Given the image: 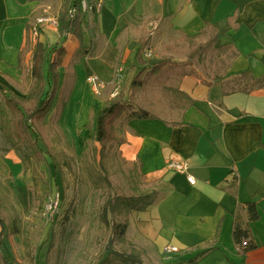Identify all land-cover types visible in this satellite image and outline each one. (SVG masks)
I'll use <instances>...</instances> for the list:
<instances>
[{"label":"crops","instance_id":"crops-1","mask_svg":"<svg viewBox=\"0 0 264 264\" xmlns=\"http://www.w3.org/2000/svg\"><path fill=\"white\" fill-rule=\"evenodd\" d=\"M48 1L0 0V88L18 96L28 86L17 67L18 53L27 26L37 25V19L49 14ZM59 6L53 17L57 18ZM92 18L84 16L81 45L71 36L66 38L59 69L66 70L72 62V73L80 78L81 102L88 87L86 78L91 76L86 74L84 79V63L95 72L92 75L107 86L114 85L116 68L130 57L127 32H142L139 37L149 34L152 53L162 54L164 46L211 23L218 31L217 46L232 44L238 53L224 77L243 72L264 77V0H103L95 21ZM155 23L157 27L152 28ZM40 27L41 33L35 34L44 48L49 50L61 41L56 28ZM99 70L110 74L104 76ZM23 84L25 90L20 92ZM179 89L193 105L177 108L181 104L173 106L169 100L168 117L154 107L156 119L128 124L127 142L120 147L122 157L137 163L148 180L159 184L155 201L145 211L150 221H143L138 230L136 224L141 221L133 215L139 213L132 214L126 235L154 264L171 261L165 258L167 246L177 250L172 257L184 260L205 252L195 264H264V90L222 96L218 85L206 86L198 77L183 78ZM95 99V106H102L103 101ZM179 160L187 162L194 185L185 175L168 169V162ZM247 203L256 204L259 211L258 221L249 224L257 249L242 256L232 239V227L237 213L245 220ZM153 224L159 231L153 232Z\"/></svg>","mask_w":264,"mask_h":264},{"label":"trees","instance_id":"trees-1","mask_svg":"<svg viewBox=\"0 0 264 264\" xmlns=\"http://www.w3.org/2000/svg\"><path fill=\"white\" fill-rule=\"evenodd\" d=\"M71 9L74 12L70 16ZM95 13V10L90 13L92 22L95 21ZM84 16L77 0H60L56 30L61 41L49 50L37 37L31 40V34L35 31L39 35L41 27L27 26L26 40L17 58V67L28 82L25 94L18 96L6 87L0 88V136L6 144L0 151H14L23 164L48 158L53 170L60 176L63 175L62 165L49 127L61 122L72 90V62L65 70V79L71 80L60 87L59 69L65 56L63 43L71 36L81 45L86 32ZM217 43L218 31L208 23L196 34L182 35L179 42L164 46L162 54L154 56L152 53L149 59L142 60L141 53L152 49V38L149 34L139 37L135 42L136 64L129 68L133 73L130 82L120 89L117 96L103 100L101 108L92 115L94 130L91 141L94 146L90 156L82 154V162L93 198L102 200L99 222L110 231L98 264H147L143 260V251L125 242L127 217L132 212H145L155 201L157 192H142L137 188L129 192L122 185H116L107 170L108 161L117 156L121 163L129 167L134 186L138 184L137 178H145L140 166L126 161L120 152V147L127 142L129 122L156 119L154 106L162 96L168 97L173 106L181 104L174 106L177 108L186 109L193 105V101L179 89L185 77H198L206 86L218 85L222 96L264 90V77L256 78L251 72L225 78V72L238 53L232 44L217 46ZM177 57L182 61H177ZM28 204L29 208L33 206L31 194ZM243 211L245 220L237 213L232 227V239L242 256L257 249L249 224L260 217L254 203L245 204ZM17 225L15 218L9 215L4 195L0 193V264H19L3 252L7 239L19 235ZM218 232L219 228L216 236ZM51 236L45 240L49 242L48 247L52 245ZM112 241L120 246V250L112 247ZM125 245L127 250H123ZM27 249L23 259L27 260L22 264H39L37 256L33 257L32 250ZM204 253L187 260L171 256V261L164 264H195ZM48 261L46 255L44 264Z\"/></svg>","mask_w":264,"mask_h":264},{"label":"rangeland","instance_id":"rangeland-1","mask_svg":"<svg viewBox=\"0 0 264 264\" xmlns=\"http://www.w3.org/2000/svg\"><path fill=\"white\" fill-rule=\"evenodd\" d=\"M59 3L60 0H49L50 10L46 15L53 17ZM156 24H153L152 28L154 26L156 28ZM141 33L127 32V49L130 51V57L127 64L123 67L120 66L123 69V79L119 91L123 86L128 85L133 76V73L129 71V68L136 64L134 58L136 49L133 43ZM34 36L37 35L33 33L31 40ZM153 55L158 56L160 53L153 52ZM96 64L98 67L99 64ZM84 66L85 79L86 74L92 75L95 72L91 70L88 63L85 62ZM64 72L65 70H60V87L63 83L71 80L70 78L65 79ZM101 74L108 77L110 72L104 74L102 71ZM70 82L72 90L68 96L62 120L57 126L49 127L56 155L60 158L63 175L55 173L48 158L23 164L14 151L8 150L7 153L0 151V193L4 195L9 215L15 218L20 230L19 235L10 236L7 239L3 252L9 257L15 258L19 264L26 262L27 259H23L28 247L32 250L33 257L37 256L39 264H44L46 255L49 259L47 264H98L99 256H103V250L110 235L109 229L99 222L98 212L102 200L92 196V189L82 162V154L86 153L90 156L94 146L91 141L94 130L91 119L93 112L90 114V110L93 109L92 111L95 112L101 108V106H95L97 102L95 98L101 101L113 98L111 95L115 92V88L113 84L107 86L104 82L105 88L96 95L88 86L84 91V100L82 99L81 102L80 78L77 80L76 77H73ZM25 87L23 84L19 91L23 92ZM81 106H83V110H81ZM169 106V98L162 96L154 107L160 115L168 117L171 114ZM5 146L6 144L0 136V148ZM127 167L121 163L117 156L108 161L107 170L116 185H122L129 192L134 188L142 192L158 189L159 182L148 180L146 177L137 178L138 184L134 186V180H132L129 167ZM30 194L33 198L31 208L28 204ZM54 200H58L56 208L50 214L44 215L45 208L50 201ZM134 213H130L127 217L128 226L130 216ZM133 216L136 220L141 221L136 224L138 230L142 229L143 221L148 219L150 221L148 212H140ZM150 227L154 229L153 232L155 229L157 231H159L158 228L160 229L154 224ZM50 236L52 245L48 247L49 242L45 240H48ZM125 242L143 251L144 262L154 264L148 259L142 248L129 240L128 235H125ZM112 245L115 250H120V246H117L115 241H112ZM127 247V245L123 246V250H127ZM164 254L165 258H171L172 253L164 252Z\"/></svg>","mask_w":264,"mask_h":264},{"label":"built area","instance_id":"built-area-1","mask_svg":"<svg viewBox=\"0 0 264 264\" xmlns=\"http://www.w3.org/2000/svg\"><path fill=\"white\" fill-rule=\"evenodd\" d=\"M79 7L81 9V11L85 14L88 15L90 14L93 10L97 11V9L100 7L101 3L103 2V0H77ZM74 10L71 9L69 11L70 16L73 14ZM36 24L38 26L41 25H48L51 26L53 28L57 27V18L56 17H49V16H44L41 17L39 19L36 20ZM35 34V32H34ZM152 56V52L150 50H145L142 53V58L143 60H147ZM123 69L120 68H116L115 70V74H114V88H115V92H113V94L111 95L112 97L117 96L118 92H119V88L120 85L122 83V79H123ZM86 83L87 85L91 88V91L94 94H99L104 88H105V83L104 81H102L99 77H97L96 75H91L89 77L86 78ZM168 169L173 170L179 174L185 175L186 179L188 181V183L190 185H194L195 184V180L194 177L192 175H190L189 173V167L186 161L184 160H179V161H170L167 164ZM57 201L58 200H54V201H50L49 204L47 205V207L45 208V212L44 215L50 214L57 205ZM176 248L175 247H170L167 246L166 248H164V252L165 253H174L176 252Z\"/></svg>","mask_w":264,"mask_h":264}]
</instances>
